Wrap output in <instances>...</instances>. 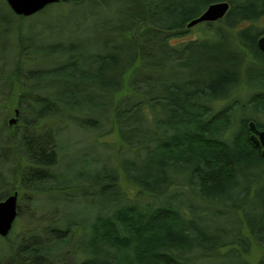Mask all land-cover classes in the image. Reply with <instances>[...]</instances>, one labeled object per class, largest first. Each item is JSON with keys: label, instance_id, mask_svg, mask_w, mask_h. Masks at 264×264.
Returning a JSON list of instances; mask_svg holds the SVG:
<instances>
[{"label": "trees", "instance_id": "obj_1", "mask_svg": "<svg viewBox=\"0 0 264 264\" xmlns=\"http://www.w3.org/2000/svg\"><path fill=\"white\" fill-rule=\"evenodd\" d=\"M215 1L226 14L188 36ZM262 35L264 0H58L28 16L0 3V95L21 92L34 114L5 133L0 101L22 183L51 185L77 130L120 144L94 151L91 220L57 217L0 264H264V153L248 127L264 129Z\"/></svg>", "mask_w": 264, "mask_h": 264}, {"label": "rangeland", "instance_id": "obj_2", "mask_svg": "<svg viewBox=\"0 0 264 264\" xmlns=\"http://www.w3.org/2000/svg\"><path fill=\"white\" fill-rule=\"evenodd\" d=\"M0 3H6V1L0 0ZM39 28H41V25L37 27V29ZM191 28L192 31L188 36L198 37L200 27L196 24ZM43 29L47 30L45 25ZM1 54L2 49H0ZM20 93L14 90L11 94L6 95L4 93L0 95V101L3 102L2 106L6 108L8 113V116L5 117L6 124L10 128H3L5 133H11L14 130L17 135H20L25 121L28 123L32 121L31 118L34 114L20 112L19 107L16 105ZM16 108L19 110L17 120L9 125L8 120L15 117L14 110ZM42 127L43 125L40 127L43 130ZM77 131L74 132V137L72 136L75 142L71 138L63 141V144L68 147L65 145L66 149L62 151L63 155L58 166L59 171H57L59 174L50 182L51 185L48 186L50 188L49 193H47L46 183H34L33 185L22 183L20 171H23L26 161L16 152V149L18 151L23 144L19 142L16 149L13 148V145L1 146L0 144V176H3L7 182L6 195L17 191V204L19 207V215L16 217L10 232L6 235L8 239L0 236V254L5 255L10 248L12 249L20 241L32 235L35 236L37 233L47 237V231L44 229L57 217H61L62 221L67 222L91 220L93 208L97 209V204L102 200L101 195L98 193L99 186L93 185V180L99 170V166L94 164V159H96L94 151L96 148L97 152L103 151V148L107 146L113 158L114 155H117L120 144L115 131L98 137L95 141L92 135L88 137L83 131ZM37 132L42 134L44 131L38 130ZM30 134L31 131L27 132V137ZM81 138L87 141V144L83 143L80 140ZM41 139L45 141V137H41ZM76 140L77 145L75 146ZM30 141L32 144L34 139L31 138ZM11 168H15L13 175L9 170ZM80 173L86 175L87 185H84L82 179H80ZM121 188L126 191L128 196H132L137 190L131 185H126L125 182H121ZM86 207L89 208L86 210V214L83 212L81 215L80 213ZM256 256L255 250L249 256V260L254 262Z\"/></svg>", "mask_w": 264, "mask_h": 264}, {"label": "water", "instance_id": "obj_3", "mask_svg": "<svg viewBox=\"0 0 264 264\" xmlns=\"http://www.w3.org/2000/svg\"><path fill=\"white\" fill-rule=\"evenodd\" d=\"M10 9L18 15H32L45 6L57 2L58 0H5ZM229 3L227 1H215L210 3L197 17L188 22V26H193L202 21H216L222 18L228 11ZM258 48L264 53V35L257 39ZM19 110H14L15 117L8 120L9 125L16 122ZM250 130V139L262 147L264 153V129L256 126L254 121L248 122ZM18 215L17 191L6 195L0 199V236H6Z\"/></svg>", "mask_w": 264, "mask_h": 264}, {"label": "flooded vegetation", "instance_id": "obj_4", "mask_svg": "<svg viewBox=\"0 0 264 264\" xmlns=\"http://www.w3.org/2000/svg\"><path fill=\"white\" fill-rule=\"evenodd\" d=\"M18 210H19V207H18ZM18 216V215H17Z\"/></svg>", "mask_w": 264, "mask_h": 264}]
</instances>
